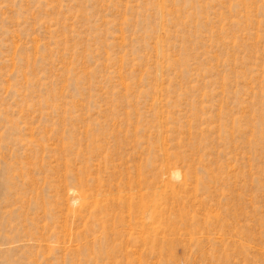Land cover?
<instances>
[{"label":"rangeland","instance_id":"374dc122","mask_svg":"<svg viewBox=\"0 0 264 264\" xmlns=\"http://www.w3.org/2000/svg\"><path fill=\"white\" fill-rule=\"evenodd\" d=\"M0 264H264V0H0Z\"/></svg>","mask_w":264,"mask_h":264},{"label":"bare ground","instance_id":"6f19581e","mask_svg":"<svg viewBox=\"0 0 264 264\" xmlns=\"http://www.w3.org/2000/svg\"><path fill=\"white\" fill-rule=\"evenodd\" d=\"M76 199V198H75ZM74 199H71V201H73Z\"/></svg>","mask_w":264,"mask_h":264}]
</instances>
